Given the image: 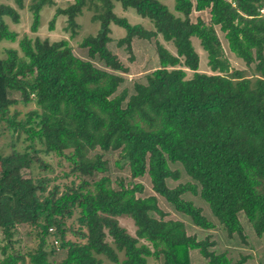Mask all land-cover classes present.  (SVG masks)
I'll list each match as a JSON object with an SVG mask.
<instances>
[{"label":"trees","instance_id":"obj_1","mask_svg":"<svg viewBox=\"0 0 264 264\" xmlns=\"http://www.w3.org/2000/svg\"><path fill=\"white\" fill-rule=\"evenodd\" d=\"M9 1L24 9L25 0ZM116 4L134 10L154 30L118 17ZM46 6L55 8L49 31L64 16V31L73 39L83 10L92 12L99 29L80 43L89 58L83 60L65 39L26 34L17 41L5 19L18 24V11L0 4V42H17V49H7L0 59V124L14 140L11 153L0 154V264H148L149 259L192 264L193 251L206 264H245L248 257L234 262L226 252L211 251L210 238L197 240L183 222L165 220L156 196H137L141 184L120 181L114 188L105 176L107 161L91 152L118 151L131 180L147 175L153 192L195 227L207 231L215 225L182 198L186 193L208 205L228 237L245 241L242 215L263 239L264 0H174L173 12L162 0H73L65 8L54 0H33L31 33L38 32ZM202 12L208 22L191 20L192 13ZM111 24L125 30L118 46L128 50L134 37L158 35L175 48L172 54L156 44L159 67L144 84L135 83L131 95L118 91L124 78L116 72L126 69L107 47ZM216 28L231 54L254 65L253 79L230 71ZM192 38L199 40L213 74L199 72ZM19 104L35 109L20 118ZM22 136L28 144L20 151ZM41 154L64 160L69 167L64 177L74 180L61 187L40 177L51 172ZM170 164H179L194 183L169 188L167 180H179ZM119 217L133 221L134 236L119 225ZM22 226L29 241L23 248Z\"/></svg>","mask_w":264,"mask_h":264},{"label":"rangeland","instance_id":"obj_2","mask_svg":"<svg viewBox=\"0 0 264 264\" xmlns=\"http://www.w3.org/2000/svg\"><path fill=\"white\" fill-rule=\"evenodd\" d=\"M55 4L59 8H65L72 0H54ZM33 3V0H25L24 9L18 10L12 1L9 0H0V4L11 5L15 7L20 16V22L18 24L12 23L9 19H5L9 28L15 31L18 34L17 41L20 40L24 35L28 34L29 38H40V39H49L51 42L59 40H68L69 45L71 46L73 53L83 59L89 60L87 56V50L80 48V43L82 40L88 36H95L99 29L98 22H93L92 12L88 10H83L82 14L76 18V22L79 25L77 30L76 37L70 39V32H65L64 28L67 26V21L64 16H59L55 22V29L53 31L48 30V24L53 17L54 7H44L41 12V24L36 34L30 32V26L32 24V14L29 11V6ZM162 3L167 5L169 10L173 12L174 0H162ZM114 13L120 17L125 18L131 25H141L144 30L152 31L153 25L147 20L141 18L136 12L132 9H127L126 11L122 10L120 4L115 5ZM202 18L205 22L209 21V15L207 12L202 13H192L191 20L196 21L197 18ZM110 28V38L111 42L108 43L107 47L109 51L115 55L126 69V72H116V74L124 78V83L120 86L119 92L123 89L128 91V95L133 94V85L135 83H145V77L149 73L153 72L159 67V60L156 53V44H161L166 48L170 53L175 54V48L172 43L165 42L160 35L154 37L150 40L139 39L134 37L131 41L130 50L127 49V46L121 45L118 46V42L126 36V32L123 28H120L114 24L109 26ZM216 33L220 40L223 56L227 60L230 71H242L244 76L249 79H253L254 74V65L247 67L241 60L236 58L228 50L227 43L223 37V34L216 28ZM192 44L195 51L199 56V72L206 74H213L207 66V55L202 50L199 40L192 38ZM17 49L16 43L0 42V59L5 58V51L7 49ZM94 65L97 67H102V64L93 61ZM187 78L192 77V72L186 70ZM14 99L19 100V95H14ZM20 113V118L35 109L33 104L24 106L19 104L15 108ZM6 124H0V154H10L11 153V144L14 143V140L10 136V132L2 129ZM24 136L21 137V140L17 142L16 147L22 151L28 143L24 141ZM101 154L103 159L108 163V171L105 176H108L112 181V186L117 187L118 182H123L124 184L128 183H139L143 186V193L137 194L138 197L144 198L148 196H156L158 199V206L166 215L165 220H174L181 221L184 223L187 235L195 236L197 240H204L210 238V241H213L215 246L210 250L215 251L216 253L226 252L228 257L234 262L238 261L241 256L248 257V260L245 264H264V238L257 239L251 230L250 226L246 223L242 215H240L241 223L244 227L245 241L243 242L241 238L237 235L233 237H228L226 232L218 224V222L213 218L208 205L199 198V196H194L190 193H186L182 198L186 201H191L196 207L202 210V214L211 221L215 228L213 230H201L200 228L192 225L191 221L175 212V210L162 198L157 196L153 190L152 185L149 180V177L146 175L142 178L136 180L130 179L129 169L126 163L120 158L118 151L116 152H103L99 149L91 152V155ZM41 159L50 165L51 172L43 171L39 175L40 177H47L51 179L52 184L60 185L61 187L65 184H69L74 180L72 177H64L65 173L69 172V167L64 160L53 157L51 155L45 156L41 154ZM61 162V165L59 164ZM172 171H177L179 173V180L172 181L167 180V185L169 188H175L178 185H183L187 183H194L183 171L182 167L179 164H170ZM28 171H24L27 174ZM102 175H99V177ZM77 182V181H75ZM154 215V214H153ZM156 215H154L155 217ZM158 218V216H156ZM119 225L124 228L131 236H134L135 226L133 221L128 217H119ZM27 229L25 226L19 228L20 238L22 240L21 248L28 244V237L26 236ZM2 236L0 234V240ZM61 253L55 255L56 260H61ZM191 263L192 264H206L204 259L201 258L200 254L197 251L191 252ZM148 264H161L159 261L149 259Z\"/></svg>","mask_w":264,"mask_h":264},{"label":"crops","instance_id":"obj_3","mask_svg":"<svg viewBox=\"0 0 264 264\" xmlns=\"http://www.w3.org/2000/svg\"><path fill=\"white\" fill-rule=\"evenodd\" d=\"M72 1H73V0H72ZM72 1H71V2H72ZM71 2H70V3H71Z\"/></svg>","mask_w":264,"mask_h":264}]
</instances>
